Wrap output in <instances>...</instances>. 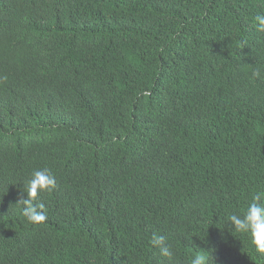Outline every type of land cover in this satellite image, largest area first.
I'll return each mask as SVG.
<instances>
[{"label": "trees", "instance_id": "trees-1", "mask_svg": "<svg viewBox=\"0 0 264 264\" xmlns=\"http://www.w3.org/2000/svg\"><path fill=\"white\" fill-rule=\"evenodd\" d=\"M262 14L0 0V264H264L228 219L264 198ZM43 169L56 184L33 224L17 201Z\"/></svg>", "mask_w": 264, "mask_h": 264}, {"label": "clouds", "instance_id": "clouds-1", "mask_svg": "<svg viewBox=\"0 0 264 264\" xmlns=\"http://www.w3.org/2000/svg\"><path fill=\"white\" fill-rule=\"evenodd\" d=\"M256 27L258 32H264V14L255 16ZM259 70L253 72V76H259ZM56 179L48 169L37 170L32 174L28 181L26 198L18 200L17 204L24 205L22 214L30 223L40 224L46 220L43 203H36L35 198L40 191H50L55 187ZM228 219L234 226V229L250 236L252 244L258 252L264 253V198L260 195L253 197L246 210L241 215L231 214ZM152 243L159 246L160 254L169 259L172 258L173 252L171 247L164 243V238L153 234ZM208 255L198 254L192 260L191 264H207Z\"/></svg>", "mask_w": 264, "mask_h": 264}]
</instances>
